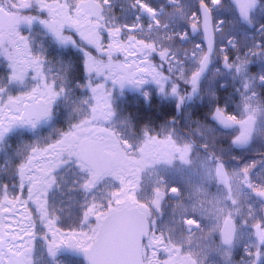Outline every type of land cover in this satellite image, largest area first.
Segmentation results:
<instances>
[{
  "label": "snow or ice",
  "instance_id": "snow-or-ice-1",
  "mask_svg": "<svg viewBox=\"0 0 264 264\" xmlns=\"http://www.w3.org/2000/svg\"><path fill=\"white\" fill-rule=\"evenodd\" d=\"M126 93L171 115L125 111ZM17 130L33 138L0 163V264H264V0H0V151ZM198 148L221 190L185 204L159 169Z\"/></svg>",
  "mask_w": 264,
  "mask_h": 264
},
{
  "label": "rangeland",
  "instance_id": "rangeland-1",
  "mask_svg": "<svg viewBox=\"0 0 264 264\" xmlns=\"http://www.w3.org/2000/svg\"><path fill=\"white\" fill-rule=\"evenodd\" d=\"M165 3V0H163ZM39 39V37H38ZM66 56L71 55V53H65ZM225 79H228V77H225ZM215 85V84H214ZM209 85L206 82L205 83V88H208ZM211 87H213V85H211ZM231 87V84H230ZM223 91H228V89H225ZM152 103H156L159 107V109L163 106H172V103L170 101H161V99L158 96H154L153 97V101ZM141 104L142 106L145 105V107L147 106L143 100L142 97H140L138 94H133V93H126L125 97L122 98L119 101V106L125 110V111H130V108H134V107H138ZM201 105L199 104V102L197 101L194 104H189L186 108H185V112H188L189 109H191L192 113H193V117L196 116H200L201 112L199 111ZM134 114H136V110H133ZM61 114L63 113V109H60ZM184 115H181L178 119L180 120L181 124L180 126L183 128L184 122ZM186 125H188V120L186 119ZM194 127V125H192ZM49 131L48 127H45L44 129H42V131L40 133H37L38 136L40 135H46ZM182 134V133H181ZM184 136L185 139H190L188 136L182 134ZM32 135L24 130H17L16 132H14L9 141L8 144L11 145V147H8V144H5L4 147V151H0V163H3L6 159H8L9 157H12L14 155V151L15 148L17 147V145L22 144V142L24 140H30L32 139ZM197 139H200L199 137H197ZM197 151L201 152L202 155L200 158L196 159V162L194 163L193 166L189 167V166H185L180 164L179 162H177L176 166L173 168H168L166 166H160V173L162 176H166L167 179L175 184H179L180 186H182L184 188V195H185V200L184 203L185 204H189L191 203L190 197L193 196L194 194V187L196 185H202L204 188H206L210 193H218L220 192V187L215 183V182H209L207 181V179L205 178V173H204V169H202L200 167V160L204 158V156H206V153H203L202 149H197ZM195 156V153H194ZM230 166V165H229ZM254 203H256L257 208H259L260 204H264L263 200H259L256 201L255 199L253 200ZM165 215L163 217L162 220H160L159 222V227L160 229H165V225H172L173 223V217H172V209L175 207L174 204L169 203L166 204L165 206ZM235 215V213H234ZM206 223H208L206 221ZM212 223H215V221H212ZM238 223V221H237ZM222 224V221H221ZM217 236H218V232H217ZM174 240L177 243L183 242L184 246H185V250H187L188 247V241H187V237L186 234L184 236H181L178 232L174 235ZM255 241V237L251 231L250 228H246V229H240L237 232V236H236V242L237 244H242V243H246V244H252ZM193 251L197 252L198 249L195 247V244L193 243L192 245ZM208 264H222V258L221 255L219 254H214L210 257Z\"/></svg>",
  "mask_w": 264,
  "mask_h": 264
},
{
  "label": "trees",
  "instance_id": "trees-1",
  "mask_svg": "<svg viewBox=\"0 0 264 264\" xmlns=\"http://www.w3.org/2000/svg\"><path fill=\"white\" fill-rule=\"evenodd\" d=\"M154 2L157 5L163 4V0H154ZM194 2V0H185V3L191 5ZM217 15H224V13L217 11ZM219 82H217L215 85H213V88H218ZM138 107L130 108L129 110L131 112H134L133 110H136V114H140L142 117H148L151 116L153 119H158L159 115L161 114H169L171 115L172 112V106H166L163 105L160 109L159 106L156 103H152L151 107L148 105L145 107V105L138 104ZM66 257V254H65Z\"/></svg>",
  "mask_w": 264,
  "mask_h": 264
},
{
  "label": "water",
  "instance_id": "water-1",
  "mask_svg": "<svg viewBox=\"0 0 264 264\" xmlns=\"http://www.w3.org/2000/svg\"><path fill=\"white\" fill-rule=\"evenodd\" d=\"M138 229V224L134 220L127 230L126 237L121 242L122 249L131 257L138 258L139 249L136 247L134 241L131 238V234Z\"/></svg>",
  "mask_w": 264,
  "mask_h": 264
},
{
  "label": "flooded vegetation",
  "instance_id": "flooded-vegetation-1",
  "mask_svg": "<svg viewBox=\"0 0 264 264\" xmlns=\"http://www.w3.org/2000/svg\"><path fill=\"white\" fill-rule=\"evenodd\" d=\"M183 122H184L183 128L184 129H188V125H186V118L185 117L183 119ZM182 134L188 136L186 132H182ZM189 138H191V137H189ZM260 148H264V146L260 145L259 143H256V144L253 145V149H260ZM249 151H252V150H249ZM228 155H229V153L225 152V156L227 157ZM240 155H245V153H240ZM232 163H234V162H232ZM230 167H231V164H230Z\"/></svg>",
  "mask_w": 264,
  "mask_h": 264
}]
</instances>
